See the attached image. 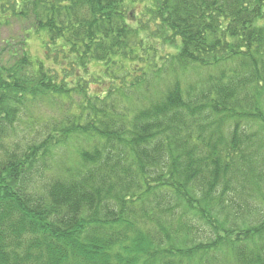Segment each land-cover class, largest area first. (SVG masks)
<instances>
[{
    "label": "trees",
    "instance_id": "obj_1",
    "mask_svg": "<svg viewBox=\"0 0 264 264\" xmlns=\"http://www.w3.org/2000/svg\"><path fill=\"white\" fill-rule=\"evenodd\" d=\"M14 24L0 264H264V0H0Z\"/></svg>",
    "mask_w": 264,
    "mask_h": 264
},
{
    "label": "rangeland",
    "instance_id": "obj_2",
    "mask_svg": "<svg viewBox=\"0 0 264 264\" xmlns=\"http://www.w3.org/2000/svg\"><path fill=\"white\" fill-rule=\"evenodd\" d=\"M19 25L18 24H14L12 27L11 26H8V27H5L4 29H1V33H0V51H1V55H3L4 59H6L7 57V53H5L6 51L3 50L4 47L6 46V43L7 41H10L9 40L11 37L13 36H16L18 31H19ZM40 37L38 35H34L30 40V44H28V47H29V50L31 52V54L33 56H41L42 54V40L39 39ZM16 40V39H15ZM18 41V40H17ZM6 42V43H5ZM16 42V41H14ZM9 47V46H8ZM10 48V47H9ZM1 58V57H0ZM92 71H95V72H100L99 70V65L97 64L96 66L93 65L91 67ZM101 87H98L96 85L93 86L92 90L93 91H96V92H99L101 91ZM36 110L35 111H38L39 113L43 114V113H52V109H54L53 112L57 113L58 111L55 110V107L50 104L49 102L47 101H42L41 103H38V105L36 106L35 108Z\"/></svg>",
    "mask_w": 264,
    "mask_h": 264
}]
</instances>
